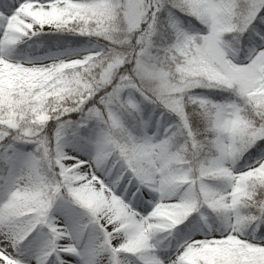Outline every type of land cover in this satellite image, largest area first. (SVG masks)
<instances>
[{
	"label": "snow or ice",
	"instance_id": "6c2138e0",
	"mask_svg": "<svg viewBox=\"0 0 264 264\" xmlns=\"http://www.w3.org/2000/svg\"><path fill=\"white\" fill-rule=\"evenodd\" d=\"M0 264H264V0H0Z\"/></svg>",
	"mask_w": 264,
	"mask_h": 264
}]
</instances>
